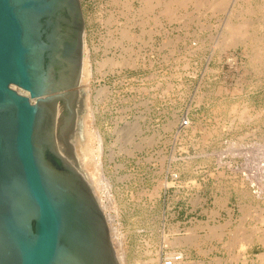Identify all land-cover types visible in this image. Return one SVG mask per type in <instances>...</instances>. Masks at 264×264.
I'll return each instance as SVG.
<instances>
[{"label": "rangeland", "instance_id": "obj_1", "mask_svg": "<svg viewBox=\"0 0 264 264\" xmlns=\"http://www.w3.org/2000/svg\"><path fill=\"white\" fill-rule=\"evenodd\" d=\"M148 1L81 0L88 78L70 143L96 174L120 264L179 251L183 264H261L264 0Z\"/></svg>", "mask_w": 264, "mask_h": 264}, {"label": "water", "instance_id": "obj_2", "mask_svg": "<svg viewBox=\"0 0 264 264\" xmlns=\"http://www.w3.org/2000/svg\"><path fill=\"white\" fill-rule=\"evenodd\" d=\"M84 37L81 0H0V264H120L70 143Z\"/></svg>", "mask_w": 264, "mask_h": 264}, {"label": "bare ground", "instance_id": "obj_3", "mask_svg": "<svg viewBox=\"0 0 264 264\" xmlns=\"http://www.w3.org/2000/svg\"><path fill=\"white\" fill-rule=\"evenodd\" d=\"M149 1H150V0H149ZM149 1H148V2H149ZM176 1H178V0H176ZM180 1H181V0H179L178 2H180ZM183 1H184V0H183ZM183 1H182V2H183ZM196 1H197V0H196ZM205 1H206V0H205ZM213 1H214V0H213ZM216 1H217V0H216ZM218 1H219V0H218ZM220 1H221V0H220ZM222 1H223V0H222ZM224 2H225V1H224ZM183 3H184V2H183ZM204 3H205V2H204ZM213 3H216V2H213ZM219 3H220V2H219ZM219 3H218V4H219ZM147 4H148V3H147ZM179 4H180V3H179ZM185 4H186V3H185ZM185 4H184V5H185ZM202 4H203V3H202ZM211 4H212V3H211ZM154 5H155V4H154ZM181 5H183V4H181ZM216 6H217V5H216ZM167 7H168V6H167ZM209 8H210V7H209ZM211 8H212V5H211ZM171 9H172V8H171ZM171 9H170V10H171ZM207 9H208V8H207ZM174 14H175V13H174ZM174 14H172V15H174ZM170 17H171V16H170ZM108 20H109V19H108ZM241 35H242V34H241ZM239 37H240V36H239ZM236 38H237V37H236ZM238 39H239V38H238ZM83 62H84V63H83V65H82V71H81V76H80V84H81V81H84V80L86 81L87 78H88V70H87L86 60H84V58H83ZM128 62H129V61H128ZM133 62H134V61H133ZM121 64H122V63H121ZM185 67H186V66H185ZM79 86H80V85H79ZM13 87L16 88L18 91H20L21 93H24V94H27V95H28V92H27V91H24L23 89L17 87L16 85H13ZM103 87H104V86H103ZM107 88H108V87L106 86V88H104V89H107ZM104 89H101V90L103 91ZM99 90H100V89H99ZM99 90H98V94H99V92H101V91H99ZM79 91H80V90H79ZM82 91H83V90H82ZM103 92H104V91H103ZM78 98H79V97H78ZM77 100H78V99H77ZM77 104H78V103H77ZM81 104H82V103H81ZM80 125H81V123H80ZM80 125H79V124H78V125L76 124V129H75V131H76V135L79 134L78 131L80 130ZM83 126H84V125H83ZM81 131H82V130H81ZM84 131H87L86 128H85ZM84 133H85V132H84ZM78 138H79V137H78ZM84 139H85V138H84ZM78 140H80V139H78ZM80 141H81V142H80ZM80 141L77 142V146H79L80 144H81V145H80V147H77V148H78V149L80 148L79 150L82 151V154H81V153H80V154L83 156V161H85V160L87 161L86 157L89 156V154H90V152H91V149H90L89 147H87V139H85V140H82V139H81ZM78 143H80V144L78 145ZM81 160H82V159H81ZM80 170H81V169H80ZM81 171H82V170H81ZM90 171H91V170H90ZM82 173H83V175L85 176V173H84L83 171H82ZM92 173H94V174H93V175L91 174L92 176H90V177H86V176H85V178H86L87 180L89 179L88 181H89L90 184H93L94 180H96V174H95V172H92ZM96 173H97V172H96ZM97 174L99 175V173H97ZM98 178H99V177H97V179H98ZM91 186H92V185H91ZM92 187H93V186H92ZM93 189H94V188H93ZM155 190H156V189H155ZM246 216H247V215H246ZM263 217H264V215H263ZM263 217H262V218H263ZM245 218H246V217H245ZM252 218H253V217H252ZM262 218H260V220H261ZM243 227H244V226H243ZM176 231H177V230H176ZM236 231H237V229H236ZM238 231H239V230H238ZM244 234H245V233H244ZM236 235H237V234H236ZM249 235H250V234H249ZM247 236H248V235H247ZM258 236H259V235H258ZM263 236H264V235H263ZM182 237H183V236H182ZM195 237H196V236H195ZM238 237H239V236H238ZM240 237H241V236H240ZM260 237H261V236H260ZM183 238H184V237H183ZM185 238H186V237H185ZM185 238H184V239H185ZM187 238H188V237H187ZM241 238H242V237H241ZM248 238H250V237H248ZM177 239H178V237H177ZM259 239L261 240V238H259ZM262 239H264V238L262 237ZM175 240H176V239H174L173 241H175ZM185 240H186V239H185ZM237 240H238V239H237ZM240 240H241V239H240ZM260 240H259V241H260ZM164 241H165V240H164ZM173 241H172V243H174ZM186 241H190V242H191V239H190V240L187 239ZM247 241H248V242H247ZM247 241H246V239H245L244 243H242V244L240 243V246L244 244L245 247H247L248 245L250 246V245H253V243H254V242H252L251 240H250V241L247 240ZM263 241H264V240H263ZM180 242H181V240H180ZM242 242H243V241H242ZM249 242H250V243H249ZM261 242H262V241H261ZM169 243H170V242H169ZM182 243H183V242H182ZM192 243H193V242H192ZM263 243H264V242H263ZM263 243H262V244H263ZM167 244H168V243H167ZM183 244H184V243H183ZM177 245H178V244H177ZM240 246H239V248H240ZM242 247H243V246H242ZM245 247H244V248H245ZM239 248H238V249H239ZM244 248H242V249H244ZM179 252H180V251H179ZM227 252H228V251H227ZM172 253H174V254H172L171 257H173L174 259L177 258V257H176V252H172ZM178 254H179L180 259L176 261L177 264H179L180 262L182 263V259H181V258L185 256L184 254H183L184 256L181 255V254H182L181 252L178 253ZM258 255H259L260 258H261V257L264 258V252L259 253ZM238 256H239V254H238ZM262 258H261V259H262ZM183 261H184V260H183ZM189 261H190V260H189ZM261 261H262L263 263H262V262H260V263H261V264H264V261H263V260H261ZM244 262H246V261H244ZM184 263L186 264V261H185ZM191 263H192V262H191ZM182 264H183V263H182Z\"/></svg>", "mask_w": 264, "mask_h": 264}, {"label": "built area", "instance_id": "obj_4", "mask_svg": "<svg viewBox=\"0 0 264 264\" xmlns=\"http://www.w3.org/2000/svg\"><path fill=\"white\" fill-rule=\"evenodd\" d=\"M190 124H191V121H190V118H189L188 114H186L185 116H183L180 119V128L181 129L189 127ZM227 142H228V145L230 146V150L228 152H226V153H243L242 150H239V149L236 148L237 145H236V141L235 140H227ZM178 253L179 252H176V257L177 258L174 259L173 257H171L172 254H174V253H172L169 256L163 258L160 264H176V261L180 259Z\"/></svg>", "mask_w": 264, "mask_h": 264}]
</instances>
